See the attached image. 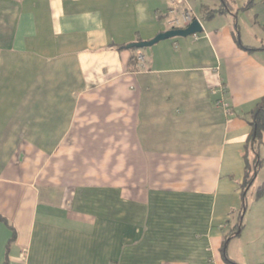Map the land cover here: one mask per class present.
I'll return each mask as SVG.
<instances>
[{"label": "crops", "instance_id": "crops-1", "mask_svg": "<svg viewBox=\"0 0 264 264\" xmlns=\"http://www.w3.org/2000/svg\"><path fill=\"white\" fill-rule=\"evenodd\" d=\"M246 2L0 0V264H264V145L246 209L241 187L264 0ZM189 9L197 39L120 48Z\"/></svg>", "mask_w": 264, "mask_h": 264}, {"label": "trees", "instance_id": "trees-1", "mask_svg": "<svg viewBox=\"0 0 264 264\" xmlns=\"http://www.w3.org/2000/svg\"><path fill=\"white\" fill-rule=\"evenodd\" d=\"M261 0H247L246 4L241 8V10H249L253 7L256 3ZM203 18L205 20H210L214 18L218 14L227 13L231 10L227 7L226 3L224 2L220 9H211L207 6H203ZM142 41H137L135 43H139ZM120 48L132 49L141 51L143 49L137 48H129L127 46H121ZM250 125L252 127V133L246 145L245 151V176L242 184L243 194L244 197V208L246 209V193L254 184V181L259 173L261 167V159L259 155V148L264 145V99H262L250 112ZM250 155H254V158H251ZM264 196V186L260 187L257 191V199H260ZM243 225H239L236 231L239 233ZM237 235V234H236ZM230 237H234V234H230ZM226 244V242H225ZM226 245L224 246L225 251ZM230 264H235L231 260L227 259Z\"/></svg>", "mask_w": 264, "mask_h": 264}, {"label": "water", "instance_id": "water-1", "mask_svg": "<svg viewBox=\"0 0 264 264\" xmlns=\"http://www.w3.org/2000/svg\"><path fill=\"white\" fill-rule=\"evenodd\" d=\"M202 32H203L202 24L199 20L196 19L185 29H171L169 31L159 34L153 40L133 43L129 45V48H137V49L151 48L162 41H166L174 38H188L196 34H200Z\"/></svg>", "mask_w": 264, "mask_h": 264}, {"label": "built area", "instance_id": "built-area-1", "mask_svg": "<svg viewBox=\"0 0 264 264\" xmlns=\"http://www.w3.org/2000/svg\"><path fill=\"white\" fill-rule=\"evenodd\" d=\"M172 1L175 2L176 0ZM170 13L171 15H174L175 11L172 9ZM196 19L198 20V18H196L193 12L189 9L182 13L180 16L175 15L173 18H171L169 20V24L172 29H185ZM194 37L197 39L198 35L196 34L194 35ZM139 59L143 61V57L141 56V54H139ZM23 257L24 256H22V259Z\"/></svg>", "mask_w": 264, "mask_h": 264}, {"label": "rangeland", "instance_id": "rangeland-1", "mask_svg": "<svg viewBox=\"0 0 264 264\" xmlns=\"http://www.w3.org/2000/svg\"><path fill=\"white\" fill-rule=\"evenodd\" d=\"M195 1H198L199 2V0H195ZM208 1H210V0H208ZM246 27V29H249V27L248 26H245ZM244 29V31H245V28H243ZM244 34H246V31L244 32ZM245 36V39H246V35H244ZM189 38H193V36H191V37H189ZM244 41H246V40H244ZM67 144H69V140L67 141ZM259 187V185H258V183H256L250 190H249V192H248V198L250 199L255 193H257L256 192V190H257V188Z\"/></svg>", "mask_w": 264, "mask_h": 264}]
</instances>
